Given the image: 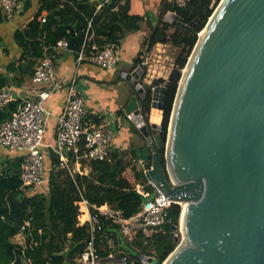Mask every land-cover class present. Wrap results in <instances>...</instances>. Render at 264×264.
<instances>
[{"label": "water", "instance_id": "1", "mask_svg": "<svg viewBox=\"0 0 264 264\" xmlns=\"http://www.w3.org/2000/svg\"><path fill=\"white\" fill-rule=\"evenodd\" d=\"M165 20L195 27L171 12ZM202 31L182 71L165 141L162 115L153 123L143 100L150 93V111L162 114L168 82L147 85L143 67L126 75L135 159L181 214L186 205L183 239L175 237L162 264H264V0H221Z\"/></svg>", "mask_w": 264, "mask_h": 264}, {"label": "trees", "instance_id": "2", "mask_svg": "<svg viewBox=\"0 0 264 264\" xmlns=\"http://www.w3.org/2000/svg\"><path fill=\"white\" fill-rule=\"evenodd\" d=\"M38 1L39 6L32 20L23 29L14 32V41L22 50L18 61L23 62V72L28 73L30 69L31 76V68L42 57L43 48H50L61 39L70 41L72 32L74 46L69 52L76 57L84 42L88 48L94 44L99 47L111 43L118 45L126 32L139 31L140 24L145 20L143 16L129 13L130 0ZM95 1L102 4L99 10L94 5ZM220 1L187 0L183 8L173 5L167 8L181 17L185 24L194 23L193 31L175 27L165 22L163 17L155 26L150 25V33L143 43L147 51L157 44H171L178 49L168 79L159 78L152 82V87L168 82L162 110L163 141L167 137L182 71L198 35ZM29 8L30 3L27 2L24 10ZM43 17L44 23L41 21ZM89 21L91 28L86 36ZM0 22H4L1 14ZM91 35L93 36L89 38ZM139 61L141 60L137 56L133 62L136 65ZM8 83V77L0 75V89ZM143 101L148 114L151 109V94H147ZM16 108V103H10L0 111V125L10 119ZM43 156L49 177V190L45 193L21 189L23 160L20 156L17 155L12 160L0 159V264H23L24 261L29 264H76L75 258L83 251L88 236L87 227L79 225L80 220L87 219L86 214L80 217L77 202L81 195L91 205H107L120 210L125 218L137 214L144 202V198L135 191L137 184H147L143 169L132 166V178L128 177L126 171L129 165H126L119 153H111L105 161L84 163L88 165L89 173H76L74 178L65 170H56L58 159L51 151L43 150ZM132 156L135 158L134 150ZM132 180H135L134 183ZM144 188L153 193L150 186ZM180 215L181 206L173 204L168 210V221L165 224L167 230L172 231L173 226L179 225ZM101 220L106 227L116 232V226H110L104 217ZM27 222L29 225H26ZM22 227L25 244L18 245L13 239L21 233ZM176 246L172 233H162L146 242L141 236H137L134 242L123 243L121 248L127 252L131 264H142L140 255L157 258L159 264H162Z\"/></svg>", "mask_w": 264, "mask_h": 264}, {"label": "built area", "instance_id": "3", "mask_svg": "<svg viewBox=\"0 0 264 264\" xmlns=\"http://www.w3.org/2000/svg\"><path fill=\"white\" fill-rule=\"evenodd\" d=\"M26 1L28 0H0L2 17L11 21L24 10ZM171 3L183 8L187 0H171ZM101 6L102 4L97 6V10ZM41 21L44 23L45 17ZM90 28L91 21L88 22L86 36ZM69 45V40L61 39L54 46L43 48V55L36 60L30 80L32 85L38 86L37 89L26 91L24 96L13 88L0 89V111L10 103L17 104L10 119L0 125V148L15 152L22 158L20 179L23 191L45 193L49 190L43 150L55 154L58 159L56 170H65L72 178L76 173L84 175L80 170L82 164L108 160L111 154L114 132L101 124L85 123L86 104L77 91V70L67 79L59 77L57 73L56 55L70 51ZM119 61L120 49L117 44L102 47L94 44L88 48L84 42L75 58V67L78 69L82 63L89 62L104 70H111ZM62 89H66L67 95L62 112L55 117V140L53 144H45L48 120L53 116L46 109L45 103L53 93ZM132 117V114H125L127 121H131ZM145 186H150L153 193L145 190ZM135 191L144 198V202L138 213L130 218L123 217L120 210L107 205H91L80 196L81 199L77 202L80 217L86 214L87 219L80 220L79 225L87 227L88 236L83 251L75 258L76 264H131L127 252L121 248L123 243L130 244L137 236H141L146 242L163 233L162 227L168 221V210L176 202L150 182L146 185L137 184ZM102 217L109 221L110 226H116V232L106 227ZM179 228L180 223L177 229ZM23 231L24 227L17 234L18 237L24 236ZM174 237H178L177 233Z\"/></svg>", "mask_w": 264, "mask_h": 264}, {"label": "crops", "instance_id": "4", "mask_svg": "<svg viewBox=\"0 0 264 264\" xmlns=\"http://www.w3.org/2000/svg\"><path fill=\"white\" fill-rule=\"evenodd\" d=\"M27 2L30 3L28 10H23L11 21H6L1 15L4 22H0V75H5L9 79V83L3 88H13L20 92L21 96H24L26 91L30 89L38 88V86L31 84L30 69H28V73L22 71L23 62L18 61L22 50L14 41V32L17 29H23L32 20L38 9V0H28ZM121 3L123 4V2ZM99 5L101 4L98 3L96 6ZM170 6H172L171 0H130L129 13L143 16L145 20L140 24L139 31L124 34L118 44L120 61L111 70H104L89 62L82 63L77 69L75 67L76 57L69 51L56 55L55 63L59 77L67 79L74 75L77 70V91L85 99L86 104L85 123L87 125L92 123L101 124L114 132L115 137L111 153L116 152L123 156L126 165H129L128 171L132 170V166L136 164L141 166V164L132 156V150H135L137 145L135 143L136 133L131 129V123L125 119L124 109L130 99L129 83L126 81V75L132 73L138 67H143L145 72H148L144 78V83L147 85H150L155 79H168L170 71L164 75L159 70L163 67L166 56L158 53V51L159 47L165 44H157L150 51H147L143 43L150 33V25L155 26L162 17L166 22L165 16L169 12L167 8ZM3 28H9V34L13 37L14 42L12 41V45L9 47L5 46L4 43L1 32ZM139 54L141 55L139 56ZM137 56L141 61L135 65L133 61ZM31 70L33 72V67ZM66 95V89H62L53 93L45 103L46 109L53 115L48 120L45 139L49 135V141L45 144L54 143L55 117L62 112ZM7 151L17 156L15 152ZM80 170L84 172V175H87L90 171L86 164H82ZM17 237L18 235L15 236L16 239Z\"/></svg>", "mask_w": 264, "mask_h": 264}, {"label": "rangeland", "instance_id": "5", "mask_svg": "<svg viewBox=\"0 0 264 264\" xmlns=\"http://www.w3.org/2000/svg\"><path fill=\"white\" fill-rule=\"evenodd\" d=\"M31 1H34V0H31ZM1 32L3 34L5 46L9 47L10 45H12L11 43L13 41V37H11L10 34H9L10 33L9 28H3V29H1ZM158 53H162L164 56H166V58L164 59L163 67L159 68V70L162 73H164V75H166L169 71H171V69L173 67L174 59H175V57H176V55L178 53V49L175 48L174 46H172L171 44H167V45H164V46H160ZM155 58H156V56H155ZM146 73L148 74V72H145V70H144V73L142 74L141 79L144 80V78L146 76ZM150 85L152 87V83ZM147 115L149 116L150 114L148 113ZM48 141H49V135H48L47 139H45V142H48ZM14 157L15 156L13 154H11L10 152H8L7 150H5L3 148H0V159H2L4 161L5 160H12V159H14ZM46 163H47V161H46ZM134 167L136 169H142V167L139 166V164L134 165ZM131 172L133 173L132 170L131 171H128V169L126 171V173L128 174V177H130V178H132ZM134 181L135 180H132V183H134ZM162 229H163V234L170 235L172 233V231L167 230L166 225H164L162 227ZM175 233H177V236L178 237H183V233L181 232L180 228L177 229L172 234L175 235ZM15 239L16 238L14 237L13 241L15 243H21L22 245L25 244V238H24V236L23 237L22 236L17 237L18 240L17 239L15 240ZM174 239H175V237H174ZM27 263L29 264V262H27ZM66 264H69V263H66Z\"/></svg>", "mask_w": 264, "mask_h": 264}, {"label": "bare ground", "instance_id": "6", "mask_svg": "<svg viewBox=\"0 0 264 264\" xmlns=\"http://www.w3.org/2000/svg\"><path fill=\"white\" fill-rule=\"evenodd\" d=\"M204 34V31H202L200 33L201 36H203ZM161 111L158 110V109H152L150 111V119L153 123H156L158 124L160 122V119H161ZM185 206L186 205H182V214H181V220H180V229L183 230V219H184V213H185ZM183 239V237H182Z\"/></svg>", "mask_w": 264, "mask_h": 264}, {"label": "clouds", "instance_id": "7", "mask_svg": "<svg viewBox=\"0 0 264 264\" xmlns=\"http://www.w3.org/2000/svg\"><path fill=\"white\" fill-rule=\"evenodd\" d=\"M179 223H180V221H179Z\"/></svg>", "mask_w": 264, "mask_h": 264}]
</instances>
